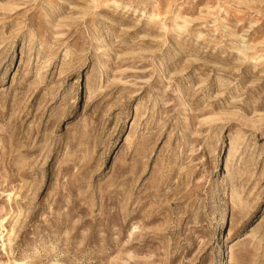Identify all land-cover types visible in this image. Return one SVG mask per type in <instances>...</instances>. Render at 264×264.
I'll return each instance as SVG.
<instances>
[{
    "label": "rangeland",
    "instance_id": "rangeland-1",
    "mask_svg": "<svg viewBox=\"0 0 264 264\" xmlns=\"http://www.w3.org/2000/svg\"><path fill=\"white\" fill-rule=\"evenodd\" d=\"M0 264H264V0H0Z\"/></svg>",
    "mask_w": 264,
    "mask_h": 264
}]
</instances>
